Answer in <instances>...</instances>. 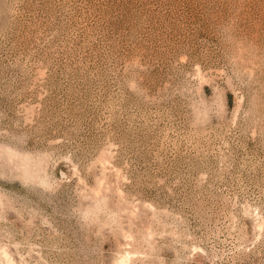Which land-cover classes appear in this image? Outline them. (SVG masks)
<instances>
[{
    "label": "rangeland",
    "instance_id": "rangeland-1",
    "mask_svg": "<svg viewBox=\"0 0 264 264\" xmlns=\"http://www.w3.org/2000/svg\"><path fill=\"white\" fill-rule=\"evenodd\" d=\"M0 264H264V0H0Z\"/></svg>",
    "mask_w": 264,
    "mask_h": 264
}]
</instances>
